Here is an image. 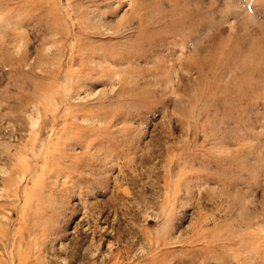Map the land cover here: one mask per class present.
Wrapping results in <instances>:
<instances>
[{"label":"rangeland","instance_id":"obj_1","mask_svg":"<svg viewBox=\"0 0 264 264\" xmlns=\"http://www.w3.org/2000/svg\"><path fill=\"white\" fill-rule=\"evenodd\" d=\"M0 264H264V0H0Z\"/></svg>","mask_w":264,"mask_h":264}]
</instances>
